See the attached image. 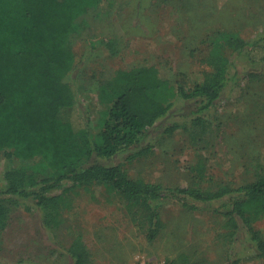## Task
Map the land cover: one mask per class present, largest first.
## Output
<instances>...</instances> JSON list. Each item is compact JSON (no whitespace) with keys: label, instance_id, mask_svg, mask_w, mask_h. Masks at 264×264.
I'll return each mask as SVG.
<instances>
[{"label":"rangeland","instance_id":"374dc122","mask_svg":"<svg viewBox=\"0 0 264 264\" xmlns=\"http://www.w3.org/2000/svg\"><path fill=\"white\" fill-rule=\"evenodd\" d=\"M79 25L71 44L74 68L64 81L76 97L73 114L89 118L93 131L120 93L119 71L156 67L176 88L192 89L212 72L203 58L218 48L233 59L230 74L239 73L213 106L205 131L192 124L196 103L177 99L147 139L151 153L117 159L131 178L167 188L216 190L239 188L264 173V65L232 56L225 43L230 36L251 41L264 33V0H103ZM71 115L67 109L61 116L68 121ZM171 123L182 128L168 136ZM39 162H8L0 154V194L7 172ZM68 197L61 224L48 228L33 204L2 196L8 224L0 231V264H73L68 251L77 240L90 251L91 264H264L247 235L231 241L220 204L190 211L175 201L161 203L163 229L150 242L137 220L140 214L135 216L138 210L117 192L77 188ZM253 229L264 240V217Z\"/></svg>","mask_w":264,"mask_h":264},{"label":"trees","instance_id":"16d2710c","mask_svg":"<svg viewBox=\"0 0 264 264\" xmlns=\"http://www.w3.org/2000/svg\"><path fill=\"white\" fill-rule=\"evenodd\" d=\"M102 1L0 0V154L8 162L40 159L33 166L19 165L7 172V187L0 194V231L8 224L2 196L33 204L44 213L45 225L57 228L71 192L104 187L138 210L135 216L140 214L137 220L147 228L150 242L163 229L161 203L175 201L190 211L220 204L231 241L247 235L257 257L264 258V240L253 229L254 222L264 217V173L239 188H167L131 178L122 164H116L123 156L133 161L151 153L147 139L177 99L196 103L192 124L205 131L213 106L238 78V71L230 74L233 59L218 48L209 52L203 61L213 70L192 89L176 88L160 77L156 67L119 71L120 93L94 131L89 118L74 115L76 97L64 81L75 63L72 37L79 32V19ZM225 43L232 56H246L253 66L264 65V33L251 41L230 36ZM67 109L72 115L65 121L61 115ZM180 128L171 123L165 134L172 136ZM68 254L73 264L92 262L90 251L78 240Z\"/></svg>","mask_w":264,"mask_h":264},{"label":"built area","instance_id":"2783aa9c","mask_svg":"<svg viewBox=\"0 0 264 264\" xmlns=\"http://www.w3.org/2000/svg\"><path fill=\"white\" fill-rule=\"evenodd\" d=\"M139 264H154V263L140 262ZM160 264H167V263H160Z\"/></svg>","mask_w":264,"mask_h":264}]
</instances>
